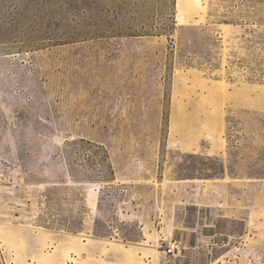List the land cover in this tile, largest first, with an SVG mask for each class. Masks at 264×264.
Listing matches in <instances>:
<instances>
[{
  "label": "rangeland",
  "instance_id": "1",
  "mask_svg": "<svg viewBox=\"0 0 264 264\" xmlns=\"http://www.w3.org/2000/svg\"><path fill=\"white\" fill-rule=\"evenodd\" d=\"M0 264H264V0H0Z\"/></svg>",
  "mask_w": 264,
  "mask_h": 264
},
{
  "label": "built area",
  "instance_id": "2",
  "mask_svg": "<svg viewBox=\"0 0 264 264\" xmlns=\"http://www.w3.org/2000/svg\"><path fill=\"white\" fill-rule=\"evenodd\" d=\"M180 247L177 241L170 240L167 242L165 246L164 253L166 255H174L177 251H179Z\"/></svg>",
  "mask_w": 264,
  "mask_h": 264
}]
</instances>
